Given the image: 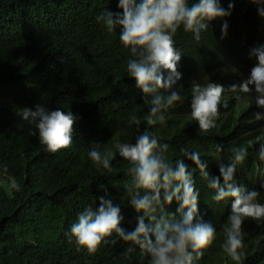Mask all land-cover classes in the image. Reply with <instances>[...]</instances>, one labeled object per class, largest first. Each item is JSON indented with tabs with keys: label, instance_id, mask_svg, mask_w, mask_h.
Returning <instances> with one entry per match:
<instances>
[{
	"label": "clouds",
	"instance_id": "clouds-1",
	"mask_svg": "<svg viewBox=\"0 0 264 264\" xmlns=\"http://www.w3.org/2000/svg\"><path fill=\"white\" fill-rule=\"evenodd\" d=\"M66 1L89 15L94 8L93 0ZM113 4L119 11L106 9L97 21L110 33L107 39L115 41L110 48L119 47L127 55V75L149 105L144 118L148 126L166 124L170 109L176 114L183 111L181 122L201 132L212 130L218 121L236 125L251 121L245 126L258 134L259 146L257 153H248L243 144L232 148L228 162L220 161L219 175H214L213 157L201 160L199 152L182 148L179 158L170 159L169 144L147 128L142 130V119L133 112L125 124L135 126L134 142L116 140L103 151L97 142L88 156L98 169L109 172L114 171L117 154L128 161L131 179L124 192L137 214L135 228L122 227L120 206L98 184L104 191L98 206L85 207L65 235L90 254L115 234L132 245L124 253L128 258L138 247L147 264H199L217 236L216 226L199 213L194 179L199 170L212 200L230 212L222 225L221 249L235 264H243V223L264 222V0H115ZM182 37L185 51L177 46ZM18 115L32 125L29 135H38L46 150L72 146L78 117L71 110L36 103L20 108ZM11 187L19 190L15 181ZM202 195L208 197L204 188ZM173 202L178 207L169 213Z\"/></svg>",
	"mask_w": 264,
	"mask_h": 264
},
{
	"label": "trees",
	"instance_id": "trees-1",
	"mask_svg": "<svg viewBox=\"0 0 264 264\" xmlns=\"http://www.w3.org/2000/svg\"><path fill=\"white\" fill-rule=\"evenodd\" d=\"M93 1L89 15L66 0H0V264H147L138 247L126 257L132 245L115 234L92 254L65 235L85 207L98 206L97 198L104 195L98 184L120 206L122 227L135 228L137 214L124 192L131 179L128 161L117 154L109 172L98 169L88 156L97 142L100 151L116 140L134 142L135 126L125 124L133 112L142 119V130L169 144L170 159L179 158L182 148L199 152L201 160L213 157L214 175H219L220 161L228 162L232 148L243 144L248 153H257L258 134L230 120L201 132L181 122L183 111L170 109L166 124L148 126L144 118L149 105L127 75V55L119 47L110 48L115 41L107 39L110 33L97 21L106 9H119L115 0ZM183 41L177 44L181 51ZM36 103L71 110L78 117L70 148L50 152L38 135H29L32 125L18 113ZM184 162L195 167L190 160ZM194 179L199 213L217 230L198 263L235 264L221 249L222 225L230 212L212 200L199 170ZM13 181L19 190L11 187ZM177 207L173 202L167 211L175 213ZM243 230V264H264V222L246 219Z\"/></svg>",
	"mask_w": 264,
	"mask_h": 264
},
{
	"label": "bare ground",
	"instance_id": "bare-ground-1",
	"mask_svg": "<svg viewBox=\"0 0 264 264\" xmlns=\"http://www.w3.org/2000/svg\"><path fill=\"white\" fill-rule=\"evenodd\" d=\"M248 124H250V121H248V122L245 123V125H248Z\"/></svg>",
	"mask_w": 264,
	"mask_h": 264
}]
</instances>
